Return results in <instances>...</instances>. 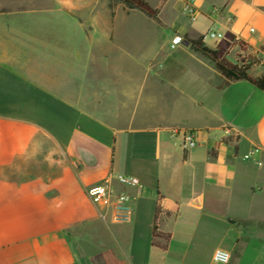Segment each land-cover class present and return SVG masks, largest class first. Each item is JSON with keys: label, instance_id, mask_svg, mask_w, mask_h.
Segmentation results:
<instances>
[{"label": "crops", "instance_id": "obj_1", "mask_svg": "<svg viewBox=\"0 0 264 264\" xmlns=\"http://www.w3.org/2000/svg\"><path fill=\"white\" fill-rule=\"evenodd\" d=\"M6 1L0 4V264H134L137 200L152 197L139 178L175 184L181 167L199 179L186 204L202 209L218 201L239 211L228 223L242 231L214 250L227 251L231 264H264V90L244 80L222 86L213 62L187 42L212 25L234 37L227 61L245 62L253 78L264 76V0H192L197 19L189 21L202 26L195 33L179 17L184 0H164L161 14L185 40L172 53H196L192 61H81L76 51L77 61H69V46L79 49L73 34L88 49H115L110 36L119 15L110 0H51L55 9H37L40 0ZM59 47L61 61H52ZM171 129L193 132L196 146L183 150ZM229 136L237 140L225 143ZM114 174L136 178L141 189L138 195L126 189L129 221H102L85 193ZM157 196L158 231L167 234L163 225L181 202L164 188L152 202ZM153 213L154 207L151 222ZM246 240L256 247L248 249Z\"/></svg>", "mask_w": 264, "mask_h": 264}, {"label": "rangeland", "instance_id": "obj_2", "mask_svg": "<svg viewBox=\"0 0 264 264\" xmlns=\"http://www.w3.org/2000/svg\"><path fill=\"white\" fill-rule=\"evenodd\" d=\"M145 1L161 14V10L164 9V0ZM6 2L9 1L0 0V4ZM54 4L51 0H40L36 3V8L55 9ZM113 9L119 15L116 30L110 36V43L116 45L115 49H88V44L78 42L76 40L77 35L73 34L74 37L70 40L75 47L79 46V49L74 50L69 46V61H77L74 57L75 51L81 54V61H111V58H116V61H172L173 59L192 61L194 55L198 56L191 51L185 54L172 53L175 49H170L169 40L175 29L168 24L170 19L166 17L164 12L159 17L157 15L160 20V24H157L153 20L147 19L139 11L126 9L120 2L116 3ZM181 13L182 15L179 17L188 24L190 32L195 33L202 29L201 25L190 22L184 16L183 7ZM71 16L74 17L70 18V26H72V22L75 24L77 22L76 16L72 13ZM46 32L48 35L51 33L48 30ZM77 38L79 39V37ZM85 39L89 41L90 34L86 33ZM57 49L60 47L52 50L54 55L52 61H61V59L56 58ZM234 56L236 58V55ZM198 150V153L202 151ZM139 179L143 191L147 192L149 196L155 198L157 191L164 188L168 198H179L178 201L181 202V205L177 207L176 217L163 225L171 234L170 240L166 243L163 239L155 240L161 245H167V249H160L151 245L153 220L151 222L150 215L151 209L153 210L155 207V202H152V197L137 200L136 217L131 223L130 250L134 264H212L209 258L214 248L227 244L228 240L242 231V226L228 223V219H235V215L239 212L236 209L227 210L218 201H209L205 203L202 209L186 204L184 199H186L187 192L199 184V179L193 177L189 168L181 167L179 181L175 184L172 182L159 184L155 179L148 177H140ZM134 180L138 182L136 178ZM253 228L258 227L253 225ZM246 243L249 245L248 249L255 248L257 245L254 241L248 242L246 240ZM243 245L241 242L239 248H242Z\"/></svg>", "mask_w": 264, "mask_h": 264}, {"label": "built area", "instance_id": "obj_3", "mask_svg": "<svg viewBox=\"0 0 264 264\" xmlns=\"http://www.w3.org/2000/svg\"><path fill=\"white\" fill-rule=\"evenodd\" d=\"M183 14L190 21H196L197 13L192 4V0H184ZM223 35V33L218 32L211 25L201 37L203 42L206 40L218 42L223 38ZM184 44L185 40L179 34H173L169 40V47L172 50ZM242 64H245V62ZM170 134L173 137L181 136L183 150H189L196 146V138L193 132L171 129ZM113 183L119 187L118 190L115 189ZM126 189H134L137 195L141 191L132 176L114 174L110 175L108 181L105 183L87 188L85 193L90 201L98 208V216L102 221L106 222L107 220H111L113 222H120L129 221L132 216V199ZM211 260L215 264H230V254L225 250L215 249L212 253Z\"/></svg>", "mask_w": 264, "mask_h": 264}, {"label": "trees", "instance_id": "obj_4", "mask_svg": "<svg viewBox=\"0 0 264 264\" xmlns=\"http://www.w3.org/2000/svg\"><path fill=\"white\" fill-rule=\"evenodd\" d=\"M122 3L125 8L133 9L141 12L144 16L148 17L149 19L153 20L155 23L160 24L157 18V9L151 7L148 2L145 0H110L109 6L113 8L116 3ZM188 45L190 48L203 55L204 57L208 58L210 61L213 62L215 69L224 79L222 86L227 85L229 82L244 80L251 84L252 86L256 87L259 90H264V76L259 78H253L248 75V65L241 64H232L231 62L225 59V56L230 49V47L235 43L234 37L229 34L225 33L223 38L217 42L216 47L214 49H210L202 40V37H198L196 39L187 40ZM237 140V137H227L223 141L225 143L231 142V140ZM161 214V206H160V197L157 196L154 213H153V223H152V242L151 245L158 247L160 249H165L166 244H159L156 239H163L165 243L169 240L170 235L163 234L158 231V218ZM167 216L170 214L168 212L165 213Z\"/></svg>", "mask_w": 264, "mask_h": 264}]
</instances>
